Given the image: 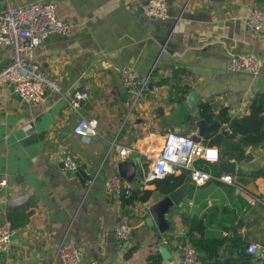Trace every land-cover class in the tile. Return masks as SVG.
Returning <instances> with one entry per match:
<instances>
[{
  "label": "crops",
  "instance_id": "1",
  "mask_svg": "<svg viewBox=\"0 0 264 264\" xmlns=\"http://www.w3.org/2000/svg\"><path fill=\"white\" fill-rule=\"evenodd\" d=\"M146 1L12 0L16 7L51 3L60 19L77 28L69 39L50 36L30 56L59 85L61 95L31 105L11 87L0 89V175L8 181L0 192V226L8 224L18 236L0 264H60L57 251L63 242L80 248L82 264H151L150 255H159V264H182L179 243H188L193 220L205 226L204 239H238V247L229 243L220 252L223 261L263 264L264 177L249 175L264 166V143L246 148L248 158L239 161L241 149L224 139L209 148L216 151V162L194 161L196 170L213 178L228 176L231 182L192 183L183 206L168 216L171 227L165 234L142 224L148 206L165 196L146 183L142 190L152 191L150 198L127 217L131 238L121 245L115 241V226L124 213L107 184L118 177L116 165L135 159L146 174V155L161 150L168 131L198 136L193 117L184 127L169 122L190 93L197 100L192 110L200 112L198 106L207 104L215 120L221 108L231 117L246 115L254 95L264 92V38L246 24L250 10L264 2L167 0L169 18L161 21L142 15ZM245 53L262 60L259 76L227 71L229 59ZM10 58L9 48L0 47V70ZM122 68L147 79L136 102L121 84ZM75 94H84L77 107ZM81 118L98 122V135L86 142L73 134ZM123 149L132 154L122 156ZM67 155L78 164L75 173L63 170ZM231 163L234 175L227 167ZM142 181L136 177L123 184L139 189ZM162 239L168 243V260L159 251ZM251 244L257 246L253 255L247 252Z\"/></svg>",
  "mask_w": 264,
  "mask_h": 264
},
{
  "label": "built area",
  "instance_id": "2",
  "mask_svg": "<svg viewBox=\"0 0 264 264\" xmlns=\"http://www.w3.org/2000/svg\"><path fill=\"white\" fill-rule=\"evenodd\" d=\"M134 2L136 0H128ZM3 9L0 11V47L10 50V63L0 70V89L11 87L17 98L27 104L36 105L49 96L61 95L59 85L48 79L37 63L30 58L32 52L45 45L47 39L57 35L69 39L77 25L71 21L62 20L57 16L56 7L51 3H34L25 7H16L12 0H1ZM143 16L165 21L169 18L167 0H147L141 4ZM246 24L250 31L258 37L264 38V6L250 10ZM262 60L253 53L233 56L229 59L227 71L234 74H244L257 77L261 74ZM120 81L124 89L136 102L144 93L147 79L139 76L131 68L119 70ZM84 97V94H75L73 106ZM73 134L86 142L98 135V122L95 119L81 118L73 127ZM122 156H129V149L120 150ZM201 159L207 162H216V151L209 149L203 143L195 142L191 136H183L168 131L163 136L162 148L153 155H146L149 163L148 170L139 186L142 190L146 183L164 178L166 175H176L187 170L191 182L201 186L211 180H218L230 184L228 176L213 178L193 167L194 161ZM63 170L68 173L76 172L78 164L69 155L63 160ZM92 181L85 182L89 187ZM8 187L7 177L0 175V192ZM108 190L118 194L124 187L122 181L113 176L107 184ZM15 232L8 224L0 226V256L8 257L12 251V236ZM132 229L127 217H120L115 226V241L121 245L131 238ZM162 247L168 245L166 239L160 242ZM257 246L249 245L247 252L255 254ZM179 253L182 264H203L197 251L186 242L180 243ZM82 252L74 244L63 242L57 251L60 264H82ZM264 264V256L262 257Z\"/></svg>",
  "mask_w": 264,
  "mask_h": 264
},
{
  "label": "trees",
  "instance_id": "3",
  "mask_svg": "<svg viewBox=\"0 0 264 264\" xmlns=\"http://www.w3.org/2000/svg\"><path fill=\"white\" fill-rule=\"evenodd\" d=\"M264 2V0H258ZM200 115L205 119L206 123L211 124L214 120V115L210 113V108L207 104L198 106ZM219 126L211 135H206L203 140V145L208 148L218 146L224 139L233 141L242 151L241 160H246L245 149L257 148L264 143V92H259L254 95L248 106V112L241 117H231L228 114L227 108H221L218 111ZM75 173V172H74ZM240 175V174H239ZM252 179L260 176L264 177V166L252 172L249 175ZM184 173L178 175H166L164 178L151 182L155 186V190L163 195H167L179 187L185 180ZM123 183V181H122ZM152 191L139 190L138 188H123L118 194L120 206L123 210V216L128 217L136 204L146 203L150 198ZM205 226L202 221L193 220L189 225V230L186 234L188 243L197 251L199 258L203 264H222L223 258L220 255L221 251L230 243L235 247L240 245L238 239L233 237L204 239L202 237ZM192 232H197L201 235L199 239L192 236ZM183 243V242H180ZM179 243V244H180ZM133 251V250H132ZM131 251V252H132ZM130 252V253H131ZM148 262L151 264H159L160 256H148ZM229 264H236L235 260L228 259Z\"/></svg>",
  "mask_w": 264,
  "mask_h": 264
},
{
  "label": "water",
  "instance_id": "4",
  "mask_svg": "<svg viewBox=\"0 0 264 264\" xmlns=\"http://www.w3.org/2000/svg\"><path fill=\"white\" fill-rule=\"evenodd\" d=\"M186 102L180 105H177L174 114L169 118V122L178 123L184 127L185 121L190 119V117L195 118L194 125L197 128V135L192 136V139L195 142H200V138L205 137L206 135H211L214 130L219 126V115H215V120L211 124H207L205 119L200 115V112L197 109L192 108L196 105L194 94L190 93L186 97ZM63 167V165H62ZM145 166L140 167V164L137 160H132L131 162H120L116 165V170L118 177L130 184L134 181L136 177L143 179L145 176V171L143 170ZM227 167H230L231 175H234L235 164H228ZM185 175L188 174L187 170L182 171ZM192 186L190 178H187L178 188L169 194L163 196L159 201L154 204H151L147 208L148 216L145 217L143 225L151 228L155 226L159 233L165 234L170 230L171 222L168 220L170 213L176 208L179 209L183 206V201L186 199L188 192ZM136 220V219H134ZM138 220V219H137ZM129 224V220H128ZM17 235L12 236V241L17 239ZM160 254L165 260L170 259V254L165 247H160ZM241 260V259H240ZM182 262V258H181ZM222 264H229L228 260H224ZM239 264H245L240 262Z\"/></svg>",
  "mask_w": 264,
  "mask_h": 264
}]
</instances>
